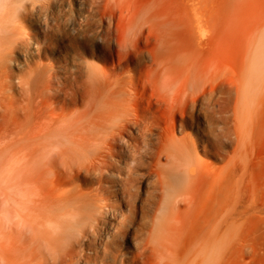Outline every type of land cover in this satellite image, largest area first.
Returning <instances> with one entry per match:
<instances>
[{"label": "rangeland", "instance_id": "rangeland-1", "mask_svg": "<svg viewBox=\"0 0 264 264\" xmlns=\"http://www.w3.org/2000/svg\"><path fill=\"white\" fill-rule=\"evenodd\" d=\"M52 205L80 264H264V0H0V228Z\"/></svg>", "mask_w": 264, "mask_h": 264}, {"label": "bare ground", "instance_id": "bare-ground-1", "mask_svg": "<svg viewBox=\"0 0 264 264\" xmlns=\"http://www.w3.org/2000/svg\"><path fill=\"white\" fill-rule=\"evenodd\" d=\"M187 181H188V179H187ZM164 183H166V182L164 181ZM164 183H161V185ZM57 199H59V198H57ZM59 200H58V203L60 202ZM36 201L39 204L42 203L39 201H43V204H45L44 202H46L47 200L44 201L43 199H41V200L37 199ZM36 201H34V203H36ZM58 203L55 202L54 204H58ZM47 204L48 203H46L45 205L47 206ZM93 204L95 206V203H93ZM49 205L47 207L51 208V205L50 206ZM55 207L56 206H54V205H52L53 209H50V208L41 209V207L40 208L36 207V208H33L32 210L29 207L30 210H28V212H26L20 218L17 219V221H19V219H20L19 223H17V221L15 220L16 222L15 221L14 222L17 224H13L14 222L11 221V222H13L11 225L8 223H7L8 225L6 224L7 229H5V226L3 227V229L0 228V264H80L79 263V260L81 259L79 256L80 252H79V250L76 249V247H77V245H80L83 242V240H84L83 235L87 232L86 228H84L85 227L84 224H87L88 222H90V223L91 222H97L98 217L95 214H91V212H90L88 214L83 213L84 214L83 216H85L87 214L85 216V218H83V219L82 218H76V217L72 216V214H71V216H72L71 217L69 215V213L68 214L66 212L64 213V211L62 210L63 214L67 215V217H68V215L70 216V218L68 217L69 218L68 219L66 216L62 215V212L60 210H57V212H56ZM37 208H39V209L35 210ZM56 208L59 209V207H56ZM144 210H146V209H144ZM58 211H60L61 213ZM99 212H100V210H99ZM138 215H140L138 222L140 223L141 226L143 225L145 227L146 225H144L145 224L144 218L149 216L150 214L147 211L144 212L141 210L140 214H138ZM128 216H130V215L128 214ZM125 218H126V215H125ZM123 219H124V217H123ZM158 219H156V220L154 219L155 223L153 222L154 225L152 224V228L154 226V229L156 228L157 230H158V228H162L161 226H163V222L161 221L162 219L160 218L159 219L160 221ZM121 220H122V218H121ZM129 221H132V219L130 218ZM156 221L159 223H157ZM120 222H118V223H120ZM123 225H125V223H123ZM0 227H2V226H0ZM153 232H154V230H153ZM160 236H162V235H160ZM160 236L154 235L153 240H150V241L147 239L149 241V243H153V241H154V244L156 243L153 246L157 245L156 247L152 246L154 248V249L152 248L154 250L153 251L154 260H153L152 264H164V260H163L164 253H163V251H165V247H164V249H162L163 246L161 245V243L163 242V238H161ZM149 237H151V236H149ZM149 239H151V238H149ZM161 239H162V242H161ZM105 241H104V243H105ZM111 241L109 240V242H111ZM145 242H146V240H145ZM146 244H148V243H146ZM79 247H77V248H79ZM44 255L47 257H44ZM76 257H77V260L75 259ZM83 258H85V257H83ZM85 260H86V258H85Z\"/></svg>", "mask_w": 264, "mask_h": 264}]
</instances>
